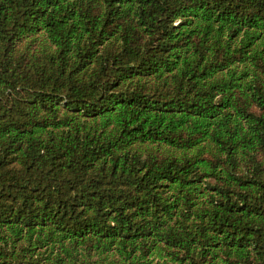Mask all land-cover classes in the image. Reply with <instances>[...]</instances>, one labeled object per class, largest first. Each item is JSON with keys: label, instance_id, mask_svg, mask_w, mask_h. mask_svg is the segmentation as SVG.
I'll return each instance as SVG.
<instances>
[{"label": "trees", "instance_id": "16d2710c", "mask_svg": "<svg viewBox=\"0 0 264 264\" xmlns=\"http://www.w3.org/2000/svg\"><path fill=\"white\" fill-rule=\"evenodd\" d=\"M0 264H264V0H0Z\"/></svg>", "mask_w": 264, "mask_h": 264}]
</instances>
